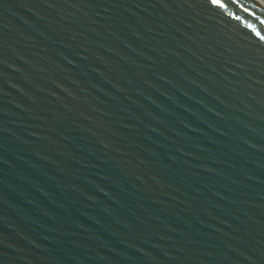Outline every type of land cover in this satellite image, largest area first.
Wrapping results in <instances>:
<instances>
[{
	"label": "water",
	"instance_id": "95a60500",
	"mask_svg": "<svg viewBox=\"0 0 264 264\" xmlns=\"http://www.w3.org/2000/svg\"><path fill=\"white\" fill-rule=\"evenodd\" d=\"M0 264H264V0H0Z\"/></svg>",
	"mask_w": 264,
	"mask_h": 264
},
{
	"label": "snow or ice",
	"instance_id": "6c2138e0",
	"mask_svg": "<svg viewBox=\"0 0 264 264\" xmlns=\"http://www.w3.org/2000/svg\"><path fill=\"white\" fill-rule=\"evenodd\" d=\"M218 2V0H213V3H217Z\"/></svg>",
	"mask_w": 264,
	"mask_h": 264
}]
</instances>
